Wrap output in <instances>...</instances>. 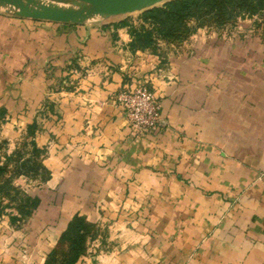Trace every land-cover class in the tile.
Here are the masks:
<instances>
[{
  "label": "crops",
  "instance_id": "1",
  "mask_svg": "<svg viewBox=\"0 0 264 264\" xmlns=\"http://www.w3.org/2000/svg\"><path fill=\"white\" fill-rule=\"evenodd\" d=\"M124 20L0 12V161L34 143L49 172L12 178L38 204L4 200L0 264H44L76 215V264H264V33L140 50ZM145 81L163 123L141 136L117 95Z\"/></svg>",
  "mask_w": 264,
  "mask_h": 264
},
{
  "label": "trees",
  "instance_id": "2",
  "mask_svg": "<svg viewBox=\"0 0 264 264\" xmlns=\"http://www.w3.org/2000/svg\"><path fill=\"white\" fill-rule=\"evenodd\" d=\"M264 12V0H172L142 12L138 26L129 20L119 26H129L132 36L131 47L135 49L156 50L160 41L181 44L189 39L200 27L218 31L234 26L241 16L260 15ZM0 115V119H1ZM24 146V150H25ZM23 150V149H22ZM18 150L5 161H0V208L5 199L16 203L22 217L31 215L37 207L36 198L22 196L11 185L12 178L25 174L38 179H46L48 170L39 160L42 150L32 143L29 155ZM13 169L9 171V164ZM10 172V175H6ZM94 226L82 216L76 215L67 229L61 234L60 245L47 256L44 264H76L87 249L88 240L94 235Z\"/></svg>",
  "mask_w": 264,
  "mask_h": 264
},
{
  "label": "water",
  "instance_id": "3",
  "mask_svg": "<svg viewBox=\"0 0 264 264\" xmlns=\"http://www.w3.org/2000/svg\"><path fill=\"white\" fill-rule=\"evenodd\" d=\"M172 0H0V12L20 18L85 24L142 13Z\"/></svg>",
  "mask_w": 264,
  "mask_h": 264
},
{
  "label": "built area",
  "instance_id": "4",
  "mask_svg": "<svg viewBox=\"0 0 264 264\" xmlns=\"http://www.w3.org/2000/svg\"><path fill=\"white\" fill-rule=\"evenodd\" d=\"M199 28L192 36L196 39L212 35V28ZM117 102L125 111L129 125L138 135L154 132L162 123L161 103L148 81L122 90L117 95Z\"/></svg>",
  "mask_w": 264,
  "mask_h": 264
},
{
  "label": "rangeland",
  "instance_id": "5",
  "mask_svg": "<svg viewBox=\"0 0 264 264\" xmlns=\"http://www.w3.org/2000/svg\"><path fill=\"white\" fill-rule=\"evenodd\" d=\"M141 14L142 13H133L129 15L130 17L128 16V19H130L135 26H138L141 23V20L139 18ZM120 18H125V17H120ZM200 28H206V31H208L207 27H200ZM213 30L214 31L210 33L212 35L219 36L221 38L246 37L248 35L258 32L264 33V12H262L260 15H255L253 17L241 16L237 19V22L235 23L234 26H229L220 31L216 29Z\"/></svg>",
  "mask_w": 264,
  "mask_h": 264
}]
</instances>
